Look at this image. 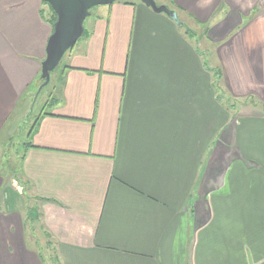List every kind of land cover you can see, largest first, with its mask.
<instances>
[{
	"label": "crops",
	"instance_id": "obj_1",
	"mask_svg": "<svg viewBox=\"0 0 264 264\" xmlns=\"http://www.w3.org/2000/svg\"><path fill=\"white\" fill-rule=\"evenodd\" d=\"M159 5L177 21L139 0L97 6L50 72L25 187L0 181V264H51L36 223L61 264H264V112L219 100L264 105V0ZM50 16L0 0V143L42 84Z\"/></svg>",
	"mask_w": 264,
	"mask_h": 264
},
{
	"label": "rangeland",
	"instance_id": "obj_2",
	"mask_svg": "<svg viewBox=\"0 0 264 264\" xmlns=\"http://www.w3.org/2000/svg\"><path fill=\"white\" fill-rule=\"evenodd\" d=\"M120 1V0H117ZM128 1V0H127ZM138 1V0H137ZM157 5L161 2V0H153ZM96 7H91L89 9V13L95 12ZM84 37L82 35L79 38V41ZM66 55L62 57L59 64L57 65L56 71H59L60 67H62L65 64ZM55 77V76H53ZM50 81V79H49ZM43 83V82H42ZM53 81L52 83H49L42 87L41 89L37 88L35 96L32 95L33 98L26 100L25 105L21 107L20 111L18 112V116L16 118V123L14 125H10V137L8 139L2 138L0 143V181L2 188L10 187L17 190H20L22 186L18 185L17 182V169H18V161L20 156L22 155L23 151V145L26 139L25 134L27 133L28 129L30 128V125L32 124L34 118L37 114H39V111L42 108L43 104L48 101L47 99L50 97V94L53 91ZM40 87V86H39ZM219 99L222 105H235L234 108V115L236 116L241 112L239 107L248 106L247 108H253L258 109L261 112H264V106L260 105L258 102L251 101L247 99L246 101L242 102V100H235L229 98L227 93H225L224 90L220 89L219 87ZM247 104V105H244ZM46 109V108H45ZM17 115V114H16ZM15 118V117H14ZM3 140V141H2ZM23 191V189H22ZM23 199V206H20L21 208H25V212H29V210H32V212H35L34 208L37 207V201L35 200L32 195H28L27 192L25 194H22ZM34 207V208H33ZM35 235H39L36 237H39V242L41 243L43 250L42 252H45L47 256L51 257V251L49 249V246L46 247L44 243L50 240L47 239L39 226V223L35 224ZM49 257V258H50Z\"/></svg>",
	"mask_w": 264,
	"mask_h": 264
},
{
	"label": "water",
	"instance_id": "obj_3",
	"mask_svg": "<svg viewBox=\"0 0 264 264\" xmlns=\"http://www.w3.org/2000/svg\"><path fill=\"white\" fill-rule=\"evenodd\" d=\"M56 15L53 31L46 46V56L41 63L39 89L47 85L50 72L53 71L64 54L72 49L83 34V22L94 6L110 5L117 0H44ZM156 13L165 14L170 20L177 21L174 10L164 5H157L153 0H139Z\"/></svg>",
	"mask_w": 264,
	"mask_h": 264
},
{
	"label": "trees",
	"instance_id": "obj_4",
	"mask_svg": "<svg viewBox=\"0 0 264 264\" xmlns=\"http://www.w3.org/2000/svg\"><path fill=\"white\" fill-rule=\"evenodd\" d=\"M49 9H50V12H51V16H50V23L51 24H53V23H55V21H56V15H55V13L53 12V10L51 9V7L49 6ZM68 52V51H67ZM66 52V53H67ZM65 55V54H64ZM50 75V74H49ZM42 82H43V80H42ZM220 100V99H219ZM260 105H263L262 103H259ZM227 106H229V107H236L235 105H227ZM264 106V105H263ZM27 143L26 142H24V145H23V147H25V145H26ZM21 161H22V155L20 156V158H19V161H18V169H17V178H19V179H17V182H19L20 184H22V186H24V183H23V181L22 180H20V179H22V177H21V166H20V163H21ZM26 184V183H25ZM25 187V186H24ZM2 191L3 192H5L6 191V188H2ZM8 192V198L10 199V201H12V202H17L18 200H19V198H20V195H18V194H16L15 192H11V191H7ZM22 194H24V190L22 191ZM29 212H31L32 213V215H33V219L34 220H36L38 217H39V214L37 213V212H32V210H29ZM49 242V241H48ZM43 257H44V260L45 259H47L48 260V262H50L51 264H61V262H60V260H59V258H58V256L55 254V252H52V254H51V257L50 256H44L43 255ZM50 257V258H49ZM45 262H46V260H45Z\"/></svg>",
	"mask_w": 264,
	"mask_h": 264
}]
</instances>
